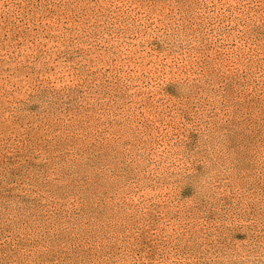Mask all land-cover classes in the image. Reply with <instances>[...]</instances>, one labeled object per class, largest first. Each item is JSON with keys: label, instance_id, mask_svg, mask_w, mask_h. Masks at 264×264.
Wrapping results in <instances>:
<instances>
[{"label": "rangeland", "instance_id": "obj_1", "mask_svg": "<svg viewBox=\"0 0 264 264\" xmlns=\"http://www.w3.org/2000/svg\"><path fill=\"white\" fill-rule=\"evenodd\" d=\"M0 264H264V0H0Z\"/></svg>", "mask_w": 264, "mask_h": 264}]
</instances>
